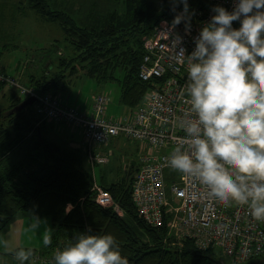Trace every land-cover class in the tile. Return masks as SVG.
<instances>
[{"label":"trees","instance_id":"1","mask_svg":"<svg viewBox=\"0 0 264 264\" xmlns=\"http://www.w3.org/2000/svg\"><path fill=\"white\" fill-rule=\"evenodd\" d=\"M29 1L45 20L60 22L66 39L71 43L72 57H63L58 63L68 64L71 72L77 65L98 83H116L119 101L129 109L141 102L151 85L138 76L143 55L141 37L148 35L155 24L171 18L183 6L178 0H123L124 13L112 12L110 23L97 29L77 25L66 12L48 8L45 0ZM199 1L202 0H187L188 7L197 5ZM61 77L62 73L52 77L31 75L27 84L33 85L40 93L50 92ZM23 99L15 91L10 98L9 109L0 114V232L19 212L30 211L54 220L52 244L38 250L41 253L69 241L74 242V236L87 228L90 234L113 235L128 264H223L220 255H225L219 249L211 246L198 248L191 237L185 236L181 247L171 246V236L165 237L167 230L168 233L174 231L167 226L168 218L159 226H151L138 217L131 200V183L138 166L129 165L121 177L117 176L110 182L103 180L104 176H101V181L97 180L110 191L121 214L114 206L98 205L93 199V169L103 164H92L87 158V150L85 159L82 153L45 139L41 135L33 103L9 113ZM25 142L31 145H24ZM40 152L44 156L36 157ZM13 156L16 157L14 160ZM33 161L42 163V166L35 169ZM68 203L73 208L65 214L64 208ZM14 252L10 253L12 257ZM261 255L240 264L249 261L258 264Z\"/></svg>","mask_w":264,"mask_h":264},{"label":"built area","instance_id":"2","mask_svg":"<svg viewBox=\"0 0 264 264\" xmlns=\"http://www.w3.org/2000/svg\"><path fill=\"white\" fill-rule=\"evenodd\" d=\"M234 4L235 0H202L188 7L187 24L182 19L180 24L172 25L174 17L182 14L183 6L171 18L155 24L143 39L138 69L139 78L151 85L137 106L117 116L107 114L108 93L94 94L91 108L83 110L75 103H61L54 93H40L33 85L27 86L1 69L0 83L24 98L34 96L33 109L38 115L80 127L87 158L92 164L109 162L112 155L109 143L119 136L139 142V165L131 183V200L138 217L151 226H159L168 218L167 226L174 228L176 236L191 237L201 249L208 246L219 249L240 264L264 253V222L255 221L247 206L210 203L195 177L168 166L176 147L184 145L186 149L184 124L194 118L187 96V67L178 53L181 48L185 55L191 53L200 28L214 15L213 7L222 6L231 11ZM232 26L239 28V21H234ZM178 37L182 42L176 44ZM144 143L146 150H142ZM168 169L172 174H166ZM93 190L98 205L114 206L120 213L110 191L97 183ZM83 232H88L87 228L79 233ZM64 246L47 253L33 250L28 262L52 264L55 251Z\"/></svg>","mask_w":264,"mask_h":264},{"label":"clouds","instance_id":"3","mask_svg":"<svg viewBox=\"0 0 264 264\" xmlns=\"http://www.w3.org/2000/svg\"><path fill=\"white\" fill-rule=\"evenodd\" d=\"M181 20L187 24L188 2ZM214 15L194 38L195 47L178 55L187 67V96L194 116L184 124L187 146H178L168 166L195 177L210 203L224 207L247 206L251 217L264 222V0H235L228 11L212 8ZM239 21V28H233ZM182 42L177 38L175 43ZM68 203L65 214L72 211ZM30 231L46 222L34 217ZM52 244V229L46 226L43 245ZM0 247L7 242L0 239ZM33 256L31 248L13 253L18 264ZM52 264H128L111 234L78 233L55 251Z\"/></svg>","mask_w":264,"mask_h":264},{"label":"rangeland","instance_id":"4","mask_svg":"<svg viewBox=\"0 0 264 264\" xmlns=\"http://www.w3.org/2000/svg\"><path fill=\"white\" fill-rule=\"evenodd\" d=\"M45 2L50 9H58L66 12L74 19L77 25L97 29L101 28L102 25L110 23L109 17L112 12L123 14L125 8L123 0H45ZM146 36L147 35H143L141 37L142 41ZM70 46L71 43L66 39V34L60 22L45 20L43 16L37 13L29 0H0V64L4 58H10L15 64L19 63V66H21L27 56L30 59L33 58L32 60H35V58L39 60L44 56L51 57V55L57 57L56 49H61L62 52H60V54L62 58L66 57V59H69L73 55V49L65 53H63V50L65 51V48L69 49ZM4 67L6 73L11 74L15 78H18L21 83L29 86L27 84L28 79H25L27 73L26 75L19 74L17 76L16 69L13 66ZM45 69H47V66L46 68L44 67V70ZM40 70L41 69H39V72ZM81 77L82 80H79L80 77L77 78L74 87L75 89H81V94L89 96L91 93L99 90L94 81L90 78H87L83 85L84 76ZM101 90H108L110 93L107 110L108 115L117 116L128 109V107L124 106L119 101V91L116 83H104ZM14 91L15 90L11 87L0 85V114L9 109L8 106L11 103L10 98L14 94ZM16 94L20 96L17 92ZM83 95H81V97ZM116 142L117 143H112L111 146L109 145L113 154L110 161L107 162L108 164L94 166L93 174L97 179H93V186L96 183L100 185L98 181L102 180L101 176H104L103 180L110 182L117 176L121 177L124 174L123 172L128 169L129 165L133 164L134 167L139 165V155L141 152L139 142L123 136H119ZM26 144H28V146L31 145L30 142H25L24 145ZM37 150L40 151L39 148H37ZM39 156H44V154L41 152L36 154V157L40 158ZM39 161L41 160L39 159ZM41 166L42 163L39 164L37 161H33L32 163V167L35 169ZM166 174H172L171 169H168ZM169 180L170 179L167 178V181ZM100 186L102 187V185ZM172 204H175V202H172ZM19 213L20 214L12 219V221L16 219L14 223L19 224L13 223L14 230L8 234L9 240L7 241V246L16 240L22 242L34 241L36 242V246L42 244L43 237L46 234V226L52 229L50 225V221L52 220L48 216L39 217L30 211H21ZM24 214H26L28 218L21 216ZM30 215H34V217H38L40 220L45 221L46 226L41 225L37 231H30V222L34 221V218ZM169 232L170 233H168L167 230L165 237L168 238L167 235L171 236L169 239V242L172 244L171 246L181 247L185 236H175L173 231L170 230ZM166 238H164V241ZM144 239L147 238L144 237ZM168 245L170 246V244ZM20 247L23 246L19 245V248ZM42 248H46V246L43 245ZM2 254L6 259L12 260L8 253H0V257ZM261 258V260H264V254L261 255ZM220 260L223 264H236L222 255H220ZM252 263L253 261L247 262V264Z\"/></svg>","mask_w":264,"mask_h":264},{"label":"crops","instance_id":"5","mask_svg":"<svg viewBox=\"0 0 264 264\" xmlns=\"http://www.w3.org/2000/svg\"><path fill=\"white\" fill-rule=\"evenodd\" d=\"M70 50H71V46L69 49L65 48V51L63 50V53L69 52ZM60 52H62L61 49H58V50L56 49V56L57 57H55L54 55H51V57L44 56L42 59H39V60L36 58H35V60H32L33 58L30 59L27 56L23 62V65H21V66H19V63L15 64L13 61H11L10 58H4L0 64V69L6 73V71H5L6 69L4 66H13L16 69V72H17L16 75L17 76L19 74L20 75H26V73H27V77L25 76V79H28V77H30L31 75L33 77H38V76L45 74L47 77H52L54 74L59 75L60 73H62V77L59 78V80L57 81L55 88L53 87L50 89V92H53L55 95H57L62 103H67V104L68 103H75L80 108H82L83 110H89L91 108L92 96L94 94H96V93H108V95L110 94L108 90H106V91H102L104 89L101 90L102 85L104 83L96 82L95 78L88 75L85 70L79 69L75 62H74V64L76 65V70H73L72 72L69 69L70 67L68 66V64H64V65L59 64L58 60L60 58H62ZM46 66H47V69L44 70V67L46 68ZM39 69H41L40 72H39ZM43 70H44V72H43ZM81 76H84V79L82 82L83 85H84V82L86 81V79L90 78L91 80L94 81V83L96 84V87L99 88V90L91 93L89 96H85V95L81 94V91H82L81 89H75L74 88L76 85V82H77L76 81L77 78L80 77L79 80H82ZM118 91H119V88H118ZM13 93L15 94V91ZM81 95H83V96L81 97ZM129 110H131V109L128 108L127 111H129ZM38 124L41 125L40 132H41V135L45 139H47L48 141L54 142L55 144H57L61 147H67L71 150L78 151L79 153H82L85 157V155H86V143L84 141V138L82 135V130L80 127H73V126H71L65 122L53 121L51 119L44 118L41 115H38ZM116 139L117 138L113 139L111 141V144L117 143ZM108 149L111 150V148H109V146H108ZM142 149L143 150L147 149V145L145 143L142 144ZM112 154H113V151H112ZM21 156H24V153ZM14 158H16V157L13 156V160H14ZM85 159H86V157H85ZM95 179H97V178H95ZM121 213L122 212L120 211L119 214H121ZM21 216H25L26 218H28L26 214L21 215ZM30 216L33 218L34 215H30ZM50 219L52 220V218H50ZM15 221H16V219L11 221L10 224L4 230H2L0 232V234H2V235H0V238L2 240L6 241V242L9 240L8 234L14 230L13 223ZM33 222H35V221H32L30 223H33ZM50 222H51L50 225L52 227V233H53L54 227H55L54 220H52ZM14 224H19V223H14ZM19 245H22L26 249L32 248V249L40 250V249H42L43 243L38 244L36 246V242H34V241L22 242V241L16 240V241L10 243L6 248L0 247V253H8L10 255V253L19 249ZM10 256H11L12 260L6 259L5 256H3V254H2L0 257V264H18V261H16L12 257V255H10ZM25 264H36V263L25 262Z\"/></svg>","mask_w":264,"mask_h":264},{"label":"water","instance_id":"6","mask_svg":"<svg viewBox=\"0 0 264 264\" xmlns=\"http://www.w3.org/2000/svg\"><path fill=\"white\" fill-rule=\"evenodd\" d=\"M35 100L34 96H29L27 98H24L20 103L16 104L15 106H13L10 110L9 113H13L14 111H18L21 110L29 105H31L33 103V101Z\"/></svg>","mask_w":264,"mask_h":264},{"label":"flooded vegetation","instance_id":"7","mask_svg":"<svg viewBox=\"0 0 264 264\" xmlns=\"http://www.w3.org/2000/svg\"><path fill=\"white\" fill-rule=\"evenodd\" d=\"M261 259H262V258L259 257V259L257 260V261H259L258 264H264V260H261Z\"/></svg>","mask_w":264,"mask_h":264}]
</instances>
